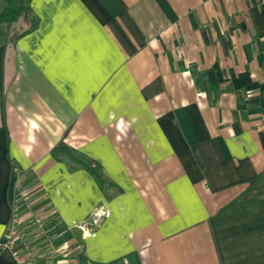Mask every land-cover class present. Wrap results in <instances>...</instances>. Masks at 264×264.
I'll return each instance as SVG.
<instances>
[{"label":"crops","instance_id":"1","mask_svg":"<svg viewBox=\"0 0 264 264\" xmlns=\"http://www.w3.org/2000/svg\"><path fill=\"white\" fill-rule=\"evenodd\" d=\"M30 9L35 29L0 37V240L18 169L35 256L0 264H264V0ZM60 143L108 185L52 157Z\"/></svg>","mask_w":264,"mask_h":264},{"label":"trees","instance_id":"2","mask_svg":"<svg viewBox=\"0 0 264 264\" xmlns=\"http://www.w3.org/2000/svg\"><path fill=\"white\" fill-rule=\"evenodd\" d=\"M31 0H7L5 8L0 13V37L5 25L13 26L19 24V31L13 38L21 37L37 26L34 15L30 9ZM52 157L58 159V156L65 158L67 162L73 164V167L83 169L91 174L94 182L102 189L105 185H108L104 181L100 166L86 159L84 156L75 152L71 148L64 144H59L54 151H52Z\"/></svg>","mask_w":264,"mask_h":264},{"label":"built area","instance_id":"3","mask_svg":"<svg viewBox=\"0 0 264 264\" xmlns=\"http://www.w3.org/2000/svg\"><path fill=\"white\" fill-rule=\"evenodd\" d=\"M13 172L16 174L17 179L15 184H13L14 197H13V210H11L12 216L9 223H7L4 236H2V240H0V249L10 250L16 256L17 255L16 249L21 244H24V237H23L24 234L20 229V225H19L20 220L17 211L18 197H20L23 200L22 204L26 209H29V203L25 198L26 195L21 189V185H19L20 172H18V169H15ZM108 216L109 213L106 210H104V208L101 207L95 208L90 215V219L88 220L89 225L95 227L99 225L101 219L107 218Z\"/></svg>","mask_w":264,"mask_h":264},{"label":"rangeland","instance_id":"4","mask_svg":"<svg viewBox=\"0 0 264 264\" xmlns=\"http://www.w3.org/2000/svg\"><path fill=\"white\" fill-rule=\"evenodd\" d=\"M18 27H19V24L14 25V27L11 26V25H9V27L7 28L8 29L7 30L8 33L5 35L6 36L5 38L9 39V38H12L13 36H15L16 34H18V31H19ZM33 207L34 206L32 205V203L29 202V209H26V210L31 211V209ZM22 232H25V231H22ZM37 232L39 233L41 231L38 229ZM42 234H43V236H42L43 239L44 240H47L46 243H45V247L43 249L44 250H46V249H53V254H56V251H54V250H57V248H55L54 239L52 237L48 236V235H47L48 237L47 236H44L45 234H47L45 231H44V233L42 231ZM26 235H27L26 233L23 235V237H24V244H21L20 246L25 247L23 250H26V253L31 254V256H35V255H33L34 253L32 254V251H31L32 243L29 242V240H28L29 237H27ZM30 243H31V246H30ZM57 253H59V252H57ZM51 254H52V252H51ZM37 256L39 257V255H37ZM50 262H52V261H50Z\"/></svg>","mask_w":264,"mask_h":264}]
</instances>
